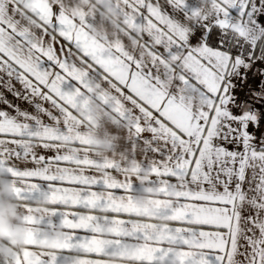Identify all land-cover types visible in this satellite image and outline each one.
Listing matches in <instances>:
<instances>
[{
    "label": "snow or ice",
    "instance_id": "1",
    "mask_svg": "<svg viewBox=\"0 0 264 264\" xmlns=\"http://www.w3.org/2000/svg\"><path fill=\"white\" fill-rule=\"evenodd\" d=\"M112 6L124 43L93 38L88 8L66 10L74 0H0V175L17 200L51 205L46 215L25 209L31 243L16 264H75V246L110 217L70 225L110 203L95 201L101 192L130 206L143 169L159 189L156 216L182 208L183 218L159 239V225L133 228L150 218L113 212L124 231L89 264L141 243L138 264H264V0ZM89 102L133 134L122 148L142 149L137 176L92 152ZM60 220L71 246L49 252L38 229Z\"/></svg>",
    "mask_w": 264,
    "mask_h": 264
},
{
    "label": "crops",
    "instance_id": "2",
    "mask_svg": "<svg viewBox=\"0 0 264 264\" xmlns=\"http://www.w3.org/2000/svg\"><path fill=\"white\" fill-rule=\"evenodd\" d=\"M44 2L47 3L48 0H44ZM51 3L61 4L66 7L68 0H52ZM112 4L113 0H74V7L66 10L79 14L84 8H88V14L94 17L89 24V31L93 38L105 39L107 44L124 43L123 29H117V25L121 23L120 17ZM201 4L206 5L207 0H201ZM129 43L131 47H135L134 43ZM93 91H95V88ZM82 109L86 114V118L91 122V150L95 156L105 161L117 160L127 169L128 175L137 176L139 161L136 158V154L141 152L142 149L139 145L136 146L135 150L127 147L122 148V141L131 139L133 134L129 132L126 135H122L119 122L112 112L106 110L101 104L89 102L86 105H82ZM103 171V167L97 169V172ZM151 175L150 171L143 169L142 174L138 176V180L134 185L137 189L133 193L130 206L119 197L112 200L109 194L101 192L95 197V201L98 202L104 198L108 199L110 203L106 204L97 213L86 210L81 211L79 220L70 225L72 228L89 227L93 215L110 217V221L96 224L94 231L97 235H94L89 241L79 242L75 246L71 253L75 258V264H89L88 254L103 251L105 248L110 247L112 237L124 231L120 220L112 215L113 212L133 211L141 218H150L135 223L133 228L143 230L147 225H159L161 228V232L158 235L159 239L165 238L167 233L163 229L171 225L173 220L183 218L185 209L182 208L177 209L172 216H156L154 208L157 206L160 193L159 189L148 186ZM14 192L13 182L7 177L0 175V201L10 205V215L15 217L10 222L5 221V224L8 232L18 230L13 235H8V232H5L3 238H0V264H4V261H11V264H16L14 258L25 250L26 245L31 243V235L24 219L26 215L25 209L31 207L33 213L46 215L47 209L51 206L49 197H44L32 204H28L17 200ZM167 198L175 199V193L170 192ZM38 231H40L41 235L40 243L49 252L55 253L56 250L71 246L68 243L69 234L65 232V224L62 220L55 222L54 227H46L38 229ZM146 250L147 246L141 243L138 248L123 249L119 253L114 252L107 255L101 264H138L139 257ZM132 258H136V261L134 262ZM61 264H66V262L61 261Z\"/></svg>",
    "mask_w": 264,
    "mask_h": 264
},
{
    "label": "clouds",
    "instance_id": "3",
    "mask_svg": "<svg viewBox=\"0 0 264 264\" xmlns=\"http://www.w3.org/2000/svg\"><path fill=\"white\" fill-rule=\"evenodd\" d=\"M13 219H15V217L10 215V205L8 203L0 201V238H3L5 232H8L5 221L10 222ZM15 231L18 230H14L13 232H8V235L15 234ZM4 264H11V261H4Z\"/></svg>",
    "mask_w": 264,
    "mask_h": 264
}]
</instances>
